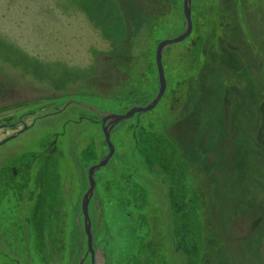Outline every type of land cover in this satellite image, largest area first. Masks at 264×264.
Masks as SVG:
<instances>
[{
  "label": "rangeland",
  "instance_id": "374dc122",
  "mask_svg": "<svg viewBox=\"0 0 264 264\" xmlns=\"http://www.w3.org/2000/svg\"><path fill=\"white\" fill-rule=\"evenodd\" d=\"M224 2L192 0V23L210 47L245 46L248 70L232 51L238 66L228 63L231 69L222 72V63L209 62L216 69L209 75L193 54V30L164 51V95L148 113L114 126L113 156L94 173L88 214L95 264L188 263L172 231L162 172L139 157L136 125L162 134L184 161L185 198L196 205L203 240L198 263L264 264V0H235L233 15ZM184 27L181 0H0V91L15 86L19 100L36 99V115L25 110L26 123L36 117V125L0 146V163L11 155L26 163L27 155L39 156L27 165L28 183L7 189L0 181V264H43L45 249L52 248L36 237L33 183L37 168L46 170L45 144L55 139L60 155L52 160L60 178L54 230L65 244L59 264H79L83 257L90 264L81 202L87 170L108 154L91 110L102 118L151 104L159 89L157 46ZM240 66L249 74L245 82ZM11 133L0 132V142ZM122 198L126 204L117 206Z\"/></svg>",
  "mask_w": 264,
  "mask_h": 264
},
{
  "label": "flooded vegetation",
  "instance_id": "af4514ba",
  "mask_svg": "<svg viewBox=\"0 0 264 264\" xmlns=\"http://www.w3.org/2000/svg\"><path fill=\"white\" fill-rule=\"evenodd\" d=\"M166 1H169V0H166ZM178 1L179 0H172L173 4L178 3ZM224 1L225 2L223 3V5H224L225 10L229 11V14L233 15L235 13V10L232 7L231 2H233L235 0H224ZM198 14H199V10H198ZM231 15H230V17H231ZM224 22H226V21H224ZM229 22L233 23L232 21H229ZM231 23H229V24H231ZM229 24H228V26H229ZM193 26L194 25L192 23V30L195 31L196 35H198L193 41L195 43V45H193V54H195V56H197L199 58V59L197 58V60L203 61L202 65H203V67H206V69L209 71L208 72L209 75L214 74L216 72V69L214 68L212 63H215V62L222 63L221 68H220L222 72H223V70H225L227 72L226 69H228V68L231 69V67L228 65V63L236 62V65L238 64V62H237L238 59L237 58H235L236 60L233 59L232 55L230 54L232 51L236 52V54L239 53V57H241V63L248 70V67H249V65H248V53L249 52L245 46H243L244 49L243 48L241 49V46H240V48H238V44L228 43V45L225 44L227 46L226 48L223 44H222V46H223L222 48H220V45H216V44H214V45L211 44V47H210V46H208V44H209L208 40L209 39L206 42H202L200 34H199L198 23H196V26H194V27ZM212 46H213V50H211ZM216 49L219 50L220 53L222 52L221 55L224 56V59L220 58L221 55L219 56V52H217ZM237 49H241V51L240 52L235 51ZM228 51H230L229 54H228ZM228 59L230 60L229 62H228ZM254 60H255V64H256L257 58ZM258 61H259V59H258ZM209 62H212L211 67H210ZM212 67H213V70H212ZM243 70H244L243 67L240 66L239 69L237 70V73L240 74L243 82H245V79L249 78V74H248V71H243ZM222 72H221V74H223ZM259 74H261L260 70H259ZM10 92L13 93V94H11V96H10ZM16 95H18V89H16L15 86H11L10 88L7 87L6 89H2L0 91V98H1V102H0V118H1L0 119V132H2V131H13V133H12L13 138H16L20 134L27 132L29 129H32L36 125V117H34L33 121H31L28 124V123H26L28 116L27 117L25 116V112L28 111V108H31V109H29V113H28L30 116L36 115V99L32 102H26L25 103V102H23L22 98L19 100V96H16ZM16 98H18V99L16 100ZM69 103L72 106L74 104H76V102H74V101H70ZM25 104H27V106H25ZM83 108L85 109L87 107H83ZM87 109L89 110V108H87ZM91 112H93L94 114H96L98 116L99 120L96 118L95 122H97V123L100 122V124H101L102 118H101L100 114H97L93 110H91ZM54 115H57V114H54ZM49 144H50V146H49L50 148H52V147L56 148L57 140L56 139L51 140L49 142ZM45 150H47V149H45ZM34 153H35L34 158L36 159V152H34ZM49 157H50V155H49ZM45 160L46 159H44V162H45ZM41 163L42 162H38L37 164L41 165ZM43 167H44V165H42V168ZM27 169H28L27 164H26V162L22 161L21 156L18 157V155H17V157L14 158L13 155H11L9 157V159H5V161H2L0 163V181L2 182L4 187L7 189H11L14 187L19 188L22 186L23 183L26 184L29 182L31 175L29 174V172L27 174H25ZM44 171H46V170L42 169V173ZM40 175H41L40 173L37 175V178L35 179L34 183H37L38 182L37 180L42 177ZM95 188H96V186H95ZM40 193H42V192H40ZM128 193H129V195L132 194V192H128ZM39 201H40L39 199H38V201H36V203L38 205L41 204ZM55 201H57V196L54 194V200L52 201L53 206H54ZM89 203H90V201H89ZM190 203L191 202L189 200L188 204H190ZM125 204H126V200L124 199V201H121V204H118L117 206H123ZM41 205L49 206V205H51V203L50 202L49 203L44 202ZM36 207H38V206H36ZM38 223H40L39 220L36 222V224H38ZM94 263H96V256L94 257Z\"/></svg>",
  "mask_w": 264,
  "mask_h": 264
},
{
  "label": "trees",
  "instance_id": "16d2710c",
  "mask_svg": "<svg viewBox=\"0 0 264 264\" xmlns=\"http://www.w3.org/2000/svg\"><path fill=\"white\" fill-rule=\"evenodd\" d=\"M142 131V128L140 129V132L138 135L136 136V143H137V149L139 152L143 153H147L149 155L146 154H142L143 158L146 157V159L150 160V161H155L154 160V155L156 151H161L162 150V155L161 157L155 161V163L159 166H161L163 169H165V171L167 172V179L169 181V188H168V201H169V206L171 205V208H173L172 206L177 203L182 201L181 196L183 195V191H184V186H183V180H185V175L184 172L186 170L185 168V164L183 159H181V156L178 153V150L176 149V147L165 137L161 136V135H155V134H149L148 131L146 132L145 129H143V131L147 134L146 137L145 135L143 136L142 134L140 135ZM142 140H144L147 144L140 149L139 146V142H142ZM157 142H167L169 144L168 145H161V144H157ZM45 145H48V147L50 146V144L46 143ZM172 147L173 149V153L176 155V157L178 158L175 159L173 156H169V148ZM47 149L46 150V157H49V159L47 160V162L50 160V162L47 164L46 162V171H44L42 173V177L40 179H38L37 183H39L41 181V185H40V198L45 197L47 199V201H44L46 203H51L50 208L47 209L46 207L44 208L43 205H39L40 209L42 210V212L44 214H50L54 212H56L59 208L57 207L59 200L55 201L54 206L52 204V201L54 200V192L58 189V168L59 166L57 165V162L55 160H52V157L54 155L59 156L60 153L59 151H57V148L52 147V148H44ZM151 150V154L148 151L145 150ZM34 154L35 153H31L29 155H27V158L29 159V161L26 163L28 166H30L31 161H34ZM38 155V154H37ZM36 155V156H37ZM39 157V156H37ZM36 157V158H37ZM182 164H180V162ZM148 163H152V162H148ZM153 164V165H156ZM148 165V164H147ZM182 169V170H181ZM164 173V171H163ZM165 174V173H164ZM166 177V176H165ZM54 183H55V187H54ZM170 183L171 184H176V187L178 188V192L181 194L180 196H176V199L174 197L173 191L176 189L174 188L172 191H170ZM57 187V188H56ZM121 195V193H120ZM52 199V200H51ZM58 199V198H57ZM124 201V199L120 200ZM40 202V201H39ZM43 202V203H44ZM40 209L38 211H40ZM43 214V215H44ZM173 215V221H172V231L178 233L181 230L182 232V237H181V241L178 243L179 247H180V251H182V253H187L189 255V259H188V263L187 264H199L198 260H201V256L199 255L200 253V245L203 244V240H202V235L199 232V227H198V223H197V231L194 234H197V236L195 235V238H197L198 240L195 241L194 236L192 235L191 237H189L187 235V231L184 229V221L178 223L175 222V218H174V213ZM47 218V217H46ZM54 221H49L47 226L44 229H40L39 226L40 224H42V220H40L39 226L35 227L37 228L36 231L38 233V235L36 236L38 240H40V244L42 245H46L45 242H50L52 243V248L50 247L48 249V253L46 249L43 253V257H42V263L43 264H49V262H53L54 264L57 263L59 264L61 261H63L64 259V251H65V244L63 239H60L57 235H56V231L54 230ZM175 233V234H176ZM177 237V235H176ZM46 256V257H45ZM196 258V259H195Z\"/></svg>",
  "mask_w": 264,
  "mask_h": 264
},
{
  "label": "water",
  "instance_id": "95a60500",
  "mask_svg": "<svg viewBox=\"0 0 264 264\" xmlns=\"http://www.w3.org/2000/svg\"><path fill=\"white\" fill-rule=\"evenodd\" d=\"M191 1L192 0H183V16L185 19V29L184 32L177 38L172 39V40H166L162 41L158 44L156 53H155V63H156V68H157V74H158V80H159V90L158 94L155 97V99L152 101L151 104L144 108H132L127 111L126 114L117 116V115H104L102 116V133L105 139V143L107 145V148L109 150L107 156H105L99 164L92 166L89 168L87 172V177H88V183H89V189L86 192V194L83 196L82 202H81V211L82 215L84 218V233L87 238V252L90 254L91 257V264H94V251L92 248V236H91V225H90V220L88 217V204L89 200L92 197L95 189V182L93 179L94 173L99 170L100 168L104 167L107 165L108 161L110 158L113 156L114 149L113 146L110 142V132L112 128L117 125L120 122L126 121L131 119L134 115H140L145 112L151 111L160 101L161 97L163 96L165 89H166V81L164 78V72L162 68V55L163 52L166 48H168L171 45L177 44L185 40L191 33L192 31V22H191ZM106 124V125H105ZM9 139L5 140L0 144L3 145L6 143ZM84 260H81L79 264H83Z\"/></svg>",
  "mask_w": 264,
  "mask_h": 264
},
{
  "label": "bare ground",
  "instance_id": "6f19581e",
  "mask_svg": "<svg viewBox=\"0 0 264 264\" xmlns=\"http://www.w3.org/2000/svg\"><path fill=\"white\" fill-rule=\"evenodd\" d=\"M183 1V0H182ZM182 3V5H183V3L184 2H181ZM191 3H192V1H191ZM209 41V40H208ZM158 94V93H157ZM144 108V107H143ZM154 109V108H153ZM149 112V111H148ZM148 112H145V113H143V114H146V113H148ZM142 115V114H141ZM136 127V128H135ZM134 128V130H133V137L135 138V142H136V136L135 135H138L139 134V132H140V129L142 128V131H141V133H140V135L142 134L143 136L145 135V137H146V133L143 131V129H144V125H136ZM9 132H11V131H9ZM147 132V131H146ZM158 132V131H157ZM158 134V133H157ZM160 135V134H159ZM161 136H162V134H161ZM6 138L7 139H9V140H11V138H13V134L11 133V134H8L7 136H6ZM8 140V141H9ZM147 143L144 141V140H142V142H139V146H140V149H142L145 145H146ZM157 144H161V145H168L169 146V144L167 143V142H157ZM136 149H137V143H136ZM137 151H138V149H137ZM145 151H148L150 154H151V150H149V149H147V150H145ZM142 152V151H141ZM141 152H139L138 151V153H139V157L140 158H142V160L146 163V165L148 164V166H152V164H156L155 163V161H157L160 157H161V155H162V150L161 151H156L155 152V155H154V160L155 161H150V160H148V159H146V157H142L144 154H146V155H149V154H147V153H145V152H143V153H141ZM143 154V155H142ZM169 156H173L175 159H177L178 160V158L176 157V155L173 153V149H172V147H170L169 148ZM148 162H152V163H148ZM180 162V161H179ZM180 164H182L181 162H180ZM36 165L38 166V164H37V162H36ZM156 166V168L159 170V171H161L162 173V175H161V177H162V179L161 180H163L162 182L163 183H165V186H167V190H168V188H169V181H168V179H167V172L165 171V169H163L161 166H159V165H155ZM39 167V166H38ZM152 167H154V165L152 166ZM37 168V167H36ZM59 169H60V166H59V168H58V172H60L59 171ZM182 170V169H181ZM37 171H39V173L41 174L40 176H42V169H41V167H39V168H37ZM163 171H164V173H163ZM164 174V175H163ZM184 177H185V180H183V186H184V193H183V195L181 196V199H182V201H180V202H177V203H175L172 207L173 208H171V205L169 206V204L167 205L168 206V208H169V210H170V212L173 214L174 213V218H175V222H178V223H180V222H182V221H184V229L187 231V235L189 236V237H191L192 235L194 236V238H195V235L197 236V234H194L196 231H197V218H196V213H195V204L193 205L192 203H190V204H188V200L185 198V196H186V194H188V191H187V188H186V182H187V176H188V172L185 170V172H184ZM164 176H166V177H164ZM59 178H60V176H58ZM166 178V179H165ZM40 179V178H39ZM160 179V178H159ZM34 184V186H35V188H36V201H38V199L40 198V185H41V181L39 182V183H33ZM54 187H55V183H54ZM131 187V184H127L126 186H125V188L127 189V188H130ZM57 188V187H56ZM58 188H59V185H58ZM176 189V191L174 190L173 191V194H174V197H175V199H176V196H180L181 194L178 192V188L176 187V184H171L170 183V191H172L173 189ZM132 194H133V189H132ZM123 199V198H122ZM197 200V199H196ZM196 200H195V202H196ZM44 201H47V199L45 198V197H42L41 199H40V203L42 204ZM190 202H192V201H190ZM120 203V201L119 200H117V205ZM40 204V205H41ZM36 206H38V207H36V212H37V214H36V219L33 221L34 223H36L37 221H38V219H41V220H43L42 221V224H40V226H39V223L38 224H34V227H37V226H39V228L42 230V229H44L46 226H47V224H45V222H49V221H53V220H55V217H57L58 215H57V213L56 212H54L53 213V215H52V213H50L49 215L48 214H44L43 212H42V210L39 208V205L36 203ZM49 208V206H44V208ZM40 209V211H38ZM56 213V214H55ZM44 214V215H43ZM55 214V215H54ZM43 215V216H42ZM47 217V218H46ZM57 220V219H56ZM174 220V219H173ZM172 220V221H173ZM35 229H37V228H35ZM176 233V232H175ZM176 235H177V239H179L180 241H181V237H182V232H181V230H180V232H179V235H178V233H176ZM195 241H197L198 239L197 238H195L194 239Z\"/></svg>",
  "mask_w": 264,
  "mask_h": 264
}]
</instances>
